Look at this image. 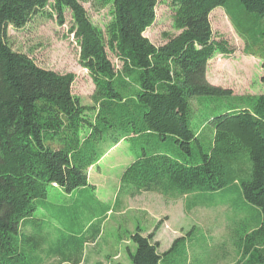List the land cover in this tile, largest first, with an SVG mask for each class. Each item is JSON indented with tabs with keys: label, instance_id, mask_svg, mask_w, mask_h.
<instances>
[{
	"label": "trees",
	"instance_id": "16d2710c",
	"mask_svg": "<svg viewBox=\"0 0 264 264\" xmlns=\"http://www.w3.org/2000/svg\"><path fill=\"white\" fill-rule=\"evenodd\" d=\"M89 0H0V264H23L22 227L51 190L67 194L90 185L89 171L121 142L138 153L121 192L189 196L241 187L259 209L258 228L239 240L238 264H264V93L235 96L212 85L208 65L235 50L214 37L211 15L226 10L245 53L261 61L264 85V0H173L177 35L154 45L145 37L156 22L157 0H93L111 9L106 32L91 21ZM48 10H51L50 13ZM73 18L81 65L96 87L92 107L73 95V75L40 67L15 52L8 30L35 16ZM109 52L121 63L118 71ZM208 97L204 123L192 102ZM133 264H165L179 243L161 254L155 233L132 235Z\"/></svg>",
	"mask_w": 264,
	"mask_h": 264
},
{
	"label": "rangeland",
	"instance_id": "374dc122",
	"mask_svg": "<svg viewBox=\"0 0 264 264\" xmlns=\"http://www.w3.org/2000/svg\"><path fill=\"white\" fill-rule=\"evenodd\" d=\"M84 4L93 24L107 31L111 9ZM156 22L145 37L154 45L167 43L174 36L173 0H157ZM50 13L51 10H48ZM214 37L235 50L231 56L217 55L210 60L207 79L215 86L230 89L235 96L264 93L263 70L258 58L245 53V43L223 8L212 12ZM73 18L39 14L22 30L10 27L8 41L15 52L26 54L40 67L61 75H73V95L84 106L92 107L94 82L80 62V47L71 33ZM118 71L122 63L109 52ZM210 98L192 102L197 129L204 123ZM138 153L130 142H121L89 171L90 185L67 194L51 190L47 200L38 203L32 220L22 227L23 264H133L132 241L140 228L146 236L155 233L161 254L177 240L176 252L165 264H238L242 257L239 240L258 228L259 209L247 203L241 187L232 184L218 192H197L173 198L160 192L142 193L132 198L121 192L122 176ZM127 196V197H126Z\"/></svg>",
	"mask_w": 264,
	"mask_h": 264
},
{
	"label": "crops",
	"instance_id": "0c3cea01",
	"mask_svg": "<svg viewBox=\"0 0 264 264\" xmlns=\"http://www.w3.org/2000/svg\"><path fill=\"white\" fill-rule=\"evenodd\" d=\"M127 197V196H126ZM145 235V234H144ZM146 236V235H145Z\"/></svg>",
	"mask_w": 264,
	"mask_h": 264
}]
</instances>
